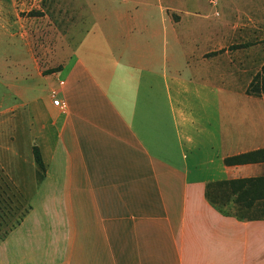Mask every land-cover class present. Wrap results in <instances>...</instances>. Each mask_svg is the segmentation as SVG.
Segmentation results:
<instances>
[{"label":"crops","instance_id":"obj_1","mask_svg":"<svg viewBox=\"0 0 264 264\" xmlns=\"http://www.w3.org/2000/svg\"><path fill=\"white\" fill-rule=\"evenodd\" d=\"M104 1L114 17L94 16L46 80L45 176L0 264H264V202L237 193L224 215L205 198L264 177L223 163L264 149V0Z\"/></svg>","mask_w":264,"mask_h":264},{"label":"rangeland","instance_id":"obj_2","mask_svg":"<svg viewBox=\"0 0 264 264\" xmlns=\"http://www.w3.org/2000/svg\"><path fill=\"white\" fill-rule=\"evenodd\" d=\"M115 13L116 4L104 0H0V15L7 18L9 33L3 36L0 30V191L6 183L13 191L1 205L21 209L30 205L38 184L41 171L34 163L33 147L37 130L47 123L46 115L38 111L49 98L47 78L61 68L94 16L100 21ZM16 32L22 33L23 44L14 38ZM19 61L24 62L22 67L15 66ZM19 75L22 79L16 81ZM16 82L22 98L13 91ZM15 219L6 218L8 224L0 232ZM4 258L0 252V262Z\"/></svg>","mask_w":264,"mask_h":264},{"label":"trees","instance_id":"obj_3","mask_svg":"<svg viewBox=\"0 0 264 264\" xmlns=\"http://www.w3.org/2000/svg\"><path fill=\"white\" fill-rule=\"evenodd\" d=\"M260 92L261 88L259 81L252 83L247 90L248 94L255 96L260 95ZM33 159L36 167L41 171L38 180V183H40L45 176V165L43 163L41 152L37 146L33 147ZM255 162H264V149L225 158L223 160V163L226 166L243 165ZM11 191L10 185L7 183L5 184L4 190L1 189L0 191V210H3V212H0V229L5 224H8L6 222V218L14 215L16 216V219L13 221V224L9 225L5 230L0 232V240L5 239L10 232L19 226L31 210V205L22 209L12 205H1L5 196L11 199V196L7 193H10ZM237 193L239 194L234 198V202H243V207L246 209H250L255 201L264 202V177L236 181L213 182L208 183L205 187L206 200L224 215H233L231 212L225 210L223 206H227L231 202L232 195H237ZM12 197H14V193ZM236 216L238 215L236 214Z\"/></svg>","mask_w":264,"mask_h":264},{"label":"built area","instance_id":"obj_4","mask_svg":"<svg viewBox=\"0 0 264 264\" xmlns=\"http://www.w3.org/2000/svg\"><path fill=\"white\" fill-rule=\"evenodd\" d=\"M52 104L55 107H59L62 108L63 107V103L61 100H59L58 98H56L55 94L52 95Z\"/></svg>","mask_w":264,"mask_h":264}]
</instances>
